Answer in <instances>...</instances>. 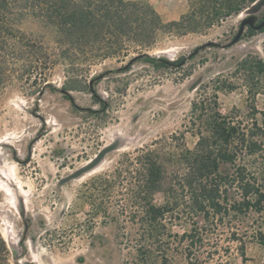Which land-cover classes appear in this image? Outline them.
Segmentation results:
<instances>
[{
    "label": "rangeland",
    "instance_id": "rangeland-1",
    "mask_svg": "<svg viewBox=\"0 0 264 264\" xmlns=\"http://www.w3.org/2000/svg\"><path fill=\"white\" fill-rule=\"evenodd\" d=\"M128 1L149 4L165 23L177 21L194 7L192 0ZM245 10L198 33L161 32L156 45L142 51L167 60L183 58L180 67L156 68L139 60L128 70L115 71L128 65L135 52L92 66L82 80L92 79L93 91L105 108L87 91H70L72 101L66 99L60 91L66 76L59 66L48 78L53 89L32 94L13 84L0 90V234L12 264H131L132 225L128 214H120L128 199L126 185L100 193L95 176L109 174L124 154L135 155L144 147L192 150L206 114L205 109L192 112V104L202 101L206 108L213 92L220 114L243 124L246 120L250 124L252 107L264 111V76L248 77L246 85V75L238 68L248 56L264 62V30L250 34L245 28L238 43L204 48L188 58L205 43L229 42ZM263 15L264 6L256 16ZM248 88L256 90L254 99ZM255 118L261 121L264 115ZM105 149L91 170L62 181ZM249 160L264 169V155ZM176 195L179 207L166 226L171 224L178 235L196 228L200 236L196 251L204 261L263 264L264 245L258 239L264 235V210L244 216L231 213L221 221L210 214L204 220L190 210L185 189L178 186ZM229 196L237 198L233 191ZM164 200L162 193L154 196L156 205ZM101 203L109 215L94 214ZM186 245L175 241L174 264H187Z\"/></svg>",
    "mask_w": 264,
    "mask_h": 264
},
{
    "label": "trees",
    "instance_id": "trees-1",
    "mask_svg": "<svg viewBox=\"0 0 264 264\" xmlns=\"http://www.w3.org/2000/svg\"><path fill=\"white\" fill-rule=\"evenodd\" d=\"M192 1L194 7L186 14L165 23L149 4L128 0H0V90L13 84L32 94L53 89L48 78L59 66L66 76L60 88L66 99L72 101L70 91H87L105 108L93 91L92 79L82 80L92 66L135 52L128 65L115 71L128 70L139 60L156 68L180 67L183 58L167 60L142 51L154 47L161 32L180 36L201 32L241 13L256 0ZM238 68L246 75V85L248 77L264 76V62L256 57H245ZM255 93L248 88L251 99ZM204 109V129L197 132L192 150L165 152L162 147H144L135 155L124 154V160L109 174L95 176L98 182L94 185L100 193L126 185L128 199L120 214H128L132 225L131 264H174L176 240L187 243V264H210L196 251L200 242L196 228L178 235L171 231V224L166 226L179 207L178 186L191 197L190 210L202 214L204 220L210 214L221 221L231 213L244 216L264 210V169L249 160L264 155V140L260 139L264 119L255 118L264 111L252 107L249 125V120L243 124L222 116L215 92L206 108L202 101L193 102L192 112ZM231 191L237 198L229 196ZM158 193L165 198L162 205L154 202ZM93 210L94 214L104 211L109 215L102 203ZM258 243L264 245L263 234H259ZM11 258L0 234V264H12Z\"/></svg>",
    "mask_w": 264,
    "mask_h": 264
},
{
    "label": "water",
    "instance_id": "water-1",
    "mask_svg": "<svg viewBox=\"0 0 264 264\" xmlns=\"http://www.w3.org/2000/svg\"><path fill=\"white\" fill-rule=\"evenodd\" d=\"M263 6H264V0H256L251 5L250 8L246 9L242 13V15H244V18L240 22L239 28H238L236 34L234 35V37L229 42H227L224 45H220V44L215 43V42L205 43V44L199 46L198 48H196L191 54H189L188 58L195 56L200 50H202L204 48H212V47H219V46L222 48H226V47H230V46L238 43L240 41V38L242 37V35L244 33L245 28H250L253 31L262 30L264 28V18L257 25H255V22L257 20L256 14L261 10V8ZM105 152H106V149L102 150L94 159H92L90 162H88L86 165H84L80 169L76 170L74 173H72L69 176H67L66 178H64L62 181L64 182V181L72 180V179L78 177L79 175H81L82 173L91 170L94 166H96V164L99 162L101 157L105 154Z\"/></svg>",
    "mask_w": 264,
    "mask_h": 264
},
{
    "label": "flooded vegetation",
    "instance_id": "flooded-vegetation-1",
    "mask_svg": "<svg viewBox=\"0 0 264 264\" xmlns=\"http://www.w3.org/2000/svg\"><path fill=\"white\" fill-rule=\"evenodd\" d=\"M264 18V15L262 17H257V20L255 22V25H257L258 23H260V21ZM250 29V28H248Z\"/></svg>",
    "mask_w": 264,
    "mask_h": 264
}]
</instances>
